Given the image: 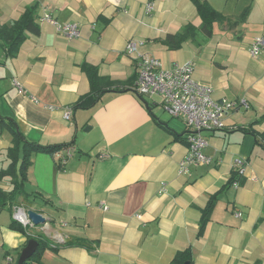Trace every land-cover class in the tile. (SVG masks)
I'll list each match as a JSON object with an SVG mask.
<instances>
[{
  "label": "crops",
  "instance_id": "crops-1",
  "mask_svg": "<svg viewBox=\"0 0 264 264\" xmlns=\"http://www.w3.org/2000/svg\"><path fill=\"white\" fill-rule=\"evenodd\" d=\"M206 1L224 19L213 23L211 36L198 32L170 50L162 43L167 34L202 23L192 0H0L1 24L35 6L39 26L14 57L0 44V170L10 162L14 130L30 142L69 144L30 154L24 188L37 196L35 211L59 243L38 264H183L173 258L188 248V264H264V52L249 51L264 33V0ZM45 15L75 23L79 34L66 36ZM129 40L139 42L136 56L125 51ZM145 55L165 67L192 61L193 78L210 86L214 99L234 102L223 128L202 132L210 161L184 174L177 172L187 151L184 121L169 115L159 97L134 92ZM83 62L122 85L74 108L90 89ZM236 157L246 165L234 188L227 182ZM11 182L6 175L0 187L10 190ZM218 191L198 235L202 209ZM14 209L0 211V264H16L27 243L9 226ZM71 237L89 244L64 245Z\"/></svg>",
  "mask_w": 264,
  "mask_h": 264
},
{
  "label": "built area",
  "instance_id": "built-area-1",
  "mask_svg": "<svg viewBox=\"0 0 264 264\" xmlns=\"http://www.w3.org/2000/svg\"><path fill=\"white\" fill-rule=\"evenodd\" d=\"M154 8V3L148 1L145 10L150 13ZM44 20L53 23L58 30L68 37H75L79 34L75 23L58 24L50 16L45 15ZM139 42L129 40L126 43L125 51L129 55H137ZM250 54L258 56L264 52V33L256 35L250 44ZM194 63L188 61L182 64H173L165 67L162 62L151 55L142 56L137 65L134 92L138 96L159 97L164 110L172 117H180L186 126V154L178 162V174L188 172L190 165L205 164L210 161V157L204 153V148L208 145L202 132L206 130L221 129L224 127V116L234 107V102L213 98V89L210 86L200 84L193 78ZM71 110L66 109L64 118L70 117ZM67 155L71 150L67 148ZM246 161L244 158L236 157L233 160V167L236 178L232 186H239V179L245 173ZM103 208L107 206L100 202ZM237 215H240L238 212ZM13 218L23 226L34 225L26 214V209L18 206L13 211ZM44 224H40L41 230L46 235H51ZM60 240L62 236L55 234Z\"/></svg>",
  "mask_w": 264,
  "mask_h": 264
},
{
  "label": "trees",
  "instance_id": "trees-1",
  "mask_svg": "<svg viewBox=\"0 0 264 264\" xmlns=\"http://www.w3.org/2000/svg\"><path fill=\"white\" fill-rule=\"evenodd\" d=\"M192 2L201 17L202 23L199 29H196L192 25H186L181 31L175 34H167L162 39V43L165 44L170 50H176L180 48L182 42H184L189 37L193 38L198 32L202 33L206 37L211 36L213 23L224 19V17L219 12L214 10L206 0H192ZM35 16V6H29L25 9L23 14L10 25H4L0 23V44L4 47L6 55L11 57L17 55L20 45L26 38V33H39V26L35 22ZM80 67L89 80L90 89L88 93L81 96L73 104L74 108L90 107L99 99L101 93L107 91L109 88H117L118 86L122 85H116V83L110 80L108 77L101 76L98 73L97 67L92 64L83 62ZM125 90L126 88L123 87L120 91ZM252 131L255 133L254 130ZM259 134L261 135V138L264 139V133ZM183 140L185 141L184 138ZM68 145L69 144L42 145L39 143L30 142L24 139L20 132L14 130L13 145L7 150V156L10 159V162L6 168L0 170V180L6 175L12 176V187L10 190H5L0 187V211L4 208H9L11 210L16 206H22L25 209L36 210V204L39 203L37 196L34 195L29 197V194L24 188V184L26 182V171L30 165V154L34 151H47L52 153L55 150H59L63 146ZM19 146H21L22 149V157L18 163V152L20 149ZM235 178L236 174L233 173L228 180L227 185L230 186ZM219 194L220 191L213 194L207 201L205 207L202 209L198 235L202 233L205 224L209 220L211 209L218 199ZM9 226L12 229L22 232L26 236L27 241L29 239H35L38 243L33 254L22 264H38L45 249L59 247L58 242L53 241L54 239L50 238L42 231L36 230L34 226H23L14 218L11 220ZM63 244L88 246L89 241L85 238L71 237L65 239ZM187 260L189 262L191 260L189 248L178 252L173 258L174 263H183Z\"/></svg>",
  "mask_w": 264,
  "mask_h": 264
},
{
  "label": "water",
  "instance_id": "water-1",
  "mask_svg": "<svg viewBox=\"0 0 264 264\" xmlns=\"http://www.w3.org/2000/svg\"><path fill=\"white\" fill-rule=\"evenodd\" d=\"M26 214L34 225L44 224L47 221L43 214L33 209H26ZM37 245L38 243L35 239H29L26 245L21 249L16 264H22L24 261H26L33 254ZM183 264H188V262L186 261Z\"/></svg>",
  "mask_w": 264,
  "mask_h": 264
},
{
  "label": "rangeland",
  "instance_id": "rangeland-1",
  "mask_svg": "<svg viewBox=\"0 0 264 264\" xmlns=\"http://www.w3.org/2000/svg\"><path fill=\"white\" fill-rule=\"evenodd\" d=\"M148 97V96H147ZM155 98H157L156 96H155ZM158 99V98H157Z\"/></svg>",
  "mask_w": 264,
  "mask_h": 264
}]
</instances>
